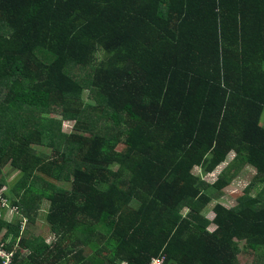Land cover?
<instances>
[{
  "label": "trees",
  "instance_id": "1",
  "mask_svg": "<svg viewBox=\"0 0 264 264\" xmlns=\"http://www.w3.org/2000/svg\"><path fill=\"white\" fill-rule=\"evenodd\" d=\"M263 112L264 0H0L12 264H264ZM238 163L251 183L208 219Z\"/></svg>",
  "mask_w": 264,
  "mask_h": 264
},
{
  "label": "rangeland",
  "instance_id": "2",
  "mask_svg": "<svg viewBox=\"0 0 264 264\" xmlns=\"http://www.w3.org/2000/svg\"><path fill=\"white\" fill-rule=\"evenodd\" d=\"M79 75H82L81 71H78ZM83 97H87V91H84ZM264 123V112L262 116V124ZM72 122L64 121L62 124V131L64 133H69L71 131ZM38 149L39 147H35ZM47 152V150H46ZM49 153V150L48 152ZM233 155H230L228 157L227 163L232 162ZM227 163L217 167L212 173H209L207 175H203L201 173V170L198 168L193 169V173L202 177L203 180H205L208 183H213L218 175L221 173V171L225 168ZM230 174V175H229ZM255 171L253 168H251L249 165H241L236 164L235 166H232L228 171V178L229 181L227 186H225L220 194L214 193V200L211 201L203 210V214L208 218L211 219L213 217V213L211 211L212 207L215 203H220L224 205L227 208L233 207L237 204V200L239 197H241L244 192L246 191L247 186L251 183L252 178L254 177ZM20 175L17 171L12 170L9 166L0 168V183L1 186V192L8 195V207H3L2 212L0 214V217L2 218H9L13 214L12 208L9 206L10 198L12 195H10V191H12V188L15 186L16 183L20 182ZM57 186H61L62 188L69 189L70 183L69 182H57L55 183ZM257 192V188L253 187L249 190L250 195H254ZM2 207V206H1ZM33 207L37 209L35 220L31 222L26 227V230L28 233L33 234L34 236H39L45 239L47 243L51 242L53 240V236L49 231L48 225L45 223V214L48 209V203L45 200H36L33 204ZM183 213H185V210H183ZM17 248V244L15 245ZM242 247V246H240ZM243 252V251H242ZM239 262L240 264H256V257L254 254L249 252H243L239 255ZM73 264V263H72Z\"/></svg>",
  "mask_w": 264,
  "mask_h": 264
},
{
  "label": "built area",
  "instance_id": "3",
  "mask_svg": "<svg viewBox=\"0 0 264 264\" xmlns=\"http://www.w3.org/2000/svg\"><path fill=\"white\" fill-rule=\"evenodd\" d=\"M3 207H8V200L1 196V191H0V208H3ZM12 210H13V213H15L16 209L12 208ZM25 225H26V219H24L23 222H22L21 231L24 230ZM4 246H5V243L4 242H0V260H1V263L2 264H12V259H13V255H14V249L12 251H10V252H7L5 250V248H4ZM14 247H16V246H14ZM163 258L164 257L152 258L151 261L148 264H162L163 261H164Z\"/></svg>",
  "mask_w": 264,
  "mask_h": 264
},
{
  "label": "crops",
  "instance_id": "4",
  "mask_svg": "<svg viewBox=\"0 0 264 264\" xmlns=\"http://www.w3.org/2000/svg\"><path fill=\"white\" fill-rule=\"evenodd\" d=\"M9 219H10V217H9Z\"/></svg>",
  "mask_w": 264,
  "mask_h": 264
}]
</instances>
